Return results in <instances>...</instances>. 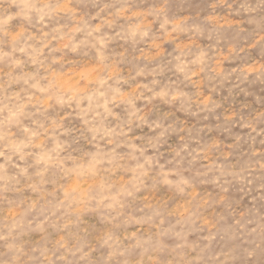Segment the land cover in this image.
<instances>
[{
    "label": "rangeland",
    "instance_id": "374dc122",
    "mask_svg": "<svg viewBox=\"0 0 264 264\" xmlns=\"http://www.w3.org/2000/svg\"><path fill=\"white\" fill-rule=\"evenodd\" d=\"M49 2L53 5H67V9L58 11L50 19L46 18V25L35 22L27 25L13 20L4 30H0V51H11L8 33L15 32L21 26L37 37L44 32L49 34L43 36L40 42L35 39L29 41L38 48L51 35H59L56 29L66 32L74 22L73 14L87 20L90 25L100 23L102 17L114 22L110 27L104 26L98 34H106L104 48L93 46L94 41L89 38V43L81 45L75 53L67 50L51 51L57 45L56 40L44 49L41 59L48 67L40 70L41 75L54 71L68 83L73 78H79L81 85L91 80V83H87L88 90L98 88L105 95L99 97L94 102L93 109L84 114L82 109L88 106L87 99L81 100L79 107L74 102L71 106H61L55 100L48 99L47 94L36 93L40 102L29 106L22 124L39 131L42 144L40 147L26 149L30 154L23 161L18 156H13V162L27 168L32 180L38 179L35 173L43 167L42 164L35 163L37 154L58 143L70 145L60 153L59 159L64 165L73 160L85 161L93 153H115L123 158L118 163L127 166L128 146L135 143L145 148L147 155L155 157L166 168L174 166L169 161L175 159L176 150L187 145L188 151L184 154L185 159L179 171L192 180L188 194L179 196L167 188L153 187L159 171L153 168L152 174L145 178V191L132 203V208L140 207L144 201L162 203L172 213L166 223H172L178 218L177 213L182 203L193 195L201 200H218L224 197L225 202L234 208L247 207L252 197L258 199L264 195V189L258 187L264 184V170L258 167L259 163H264V119H255L256 113L264 111V75L257 78L253 73L246 80L242 75L247 67L264 64V11L256 16L244 11L246 4H255L256 0ZM117 9H124L123 14L115 16ZM97 13L98 16L95 15ZM138 24L141 25V30L147 29V36L131 35V29ZM83 35L78 33L75 39L80 40ZM201 52L206 54L207 59L203 73L189 77L176 71L174 65L177 63V56L184 53L185 58L191 60ZM13 57L24 60L26 70L35 71L24 53L14 52ZM54 57L61 59L58 63H53ZM214 69L221 70L228 78L222 79L215 75ZM7 71L8 61H0V79ZM209 76L214 78L208 79ZM101 78H106L103 86L96 82ZM145 85L154 89L163 86L178 89L197 101L207 100L211 110L203 108L199 103L182 105L179 101L167 98H151L152 93ZM105 104L108 111L103 107ZM95 113L99 115L96 116ZM141 117L146 123L141 122ZM249 122L254 123L261 134L251 131L247 126ZM155 124L162 127L153 129L152 125ZM94 128L113 131L107 136L103 131L93 134ZM164 128L168 131L158 142V146L152 147ZM9 131L15 134V138L25 136L22 127L0 125V133ZM6 142V139L0 140V150H3ZM210 161L231 169H241L249 164L257 165L251 191L235 180L229 184L212 183L210 178L203 176ZM0 162H3V157H0ZM8 171L19 173L18 168L11 164ZM103 175L119 181L126 173L122 168H117L115 172L108 171ZM19 179L21 185L29 183L25 176L20 175ZM43 179L46 192L70 182L65 178L64 169L60 165L50 167ZM34 195L27 187L8 194L14 200H26ZM47 198L51 199V196ZM8 207L7 200L0 199V218L7 214ZM217 213L223 214V206L206 209L203 215L215 218ZM83 222L90 229L96 228L99 223L96 214L92 212L84 214ZM198 229L190 239H198L208 231L207 225H200L199 222Z\"/></svg>",
    "mask_w": 264,
    "mask_h": 264
},
{
    "label": "clouds",
    "instance_id": "9594fccd",
    "mask_svg": "<svg viewBox=\"0 0 264 264\" xmlns=\"http://www.w3.org/2000/svg\"><path fill=\"white\" fill-rule=\"evenodd\" d=\"M66 9L67 5H53L49 0H0V30H4L13 20L27 25H33V22L46 25V18L50 19L58 11ZM123 11L117 9L114 15L120 16ZM244 11L256 16L264 11V0L246 4ZM73 20L66 32L56 29L59 35H51L38 48L29 41L35 39L40 42L43 36L49 34L44 32L37 37L21 26L15 32L8 33L11 51H0V61H8V71L0 79V125L19 126L25 133L22 138H15L10 131L0 133V140H7L3 150H0V157H3V162H0V199L7 200L9 205L7 214L0 218V264H264V195L258 199L252 197L249 206L244 208L232 207L224 197L201 200L193 195L182 203L178 218L172 223H166L172 213L162 203L144 201L140 207L132 208V203L145 191V178L152 174L153 168L159 170L153 187L167 188L179 196L188 194L192 180L179 171L184 154L188 151L187 145L176 150L175 159L169 161L174 164L171 168L160 165L155 157L146 154L145 148L135 143L128 146L127 166L118 163L123 158L115 153H93L85 161L73 160L64 165L59 159L60 153L70 145L59 143L37 154L35 163L43 167L35 173L38 177L36 180L28 175L27 168L13 162V156L23 161L30 154L26 149L42 144L40 132L22 124L29 106L40 102L36 93L47 94L48 99L55 100L61 106H71L74 102L79 107L81 100L87 99L89 104L82 109L84 114L93 109L99 97L105 95L98 88L88 90L87 83H91V80L81 85L79 78H73L68 83L54 71L40 74L42 68L48 67L41 59L44 49L53 40L57 41V45L51 51L75 53L81 45L89 43V38L94 41L93 46L106 47V34H98L104 26L112 25V19L102 17L100 23L90 25L87 20L73 14ZM78 33L84 34L80 40L75 39ZM137 34L144 37L148 31L146 28L141 30L138 24L131 29V35ZM17 44L19 47H16ZM14 52L24 53L35 71L26 70L25 61L14 58ZM60 59L54 57L52 62L58 63ZM176 60V71L189 77L203 73L207 64L203 52L191 60L181 53ZM213 71L222 79L228 78L219 69ZM253 73L257 78L264 75V64L244 69L243 79L246 80ZM96 82L103 86L106 78ZM16 85L19 87H14ZM145 87L148 88L147 85ZM148 90L152 93L151 98H167L182 105L199 103L211 110L207 100L197 101L178 89L163 86ZM103 107L108 111L106 104ZM140 119L146 123L142 117ZM255 119H264V111L256 113ZM247 126L257 135L261 134L254 123L249 122ZM152 127L162 126L155 124ZM92 131L93 134L103 131L107 136L113 130L94 128ZM167 131L164 128L151 146L157 147ZM9 164L18 168L19 173H10ZM56 165L64 169V176L70 182L46 192L43 177L50 167ZM112 165L115 167H107ZM258 167L264 170V163H259ZM117 168H122L126 173L123 179L116 181L103 175L104 172H115ZM256 169L257 165L254 164L231 169L210 161L203 176L217 184H229L235 180L251 191ZM20 175L25 176L29 183L21 185ZM24 187L31 189L35 195L26 200L9 198L8 194L19 192ZM258 187L264 189V184ZM216 206H223V214L217 213L215 218L203 215L204 210ZM88 212L95 213L99 222L94 229L83 222V216ZM198 222L207 225L208 231L198 239H190L199 230Z\"/></svg>",
    "mask_w": 264,
    "mask_h": 264
}]
</instances>
